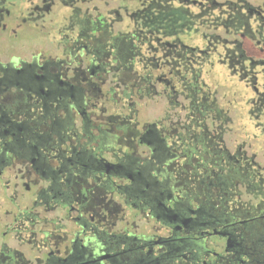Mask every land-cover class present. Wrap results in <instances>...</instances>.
Returning <instances> with one entry per match:
<instances>
[{"label": "flooded vegetation", "instance_id": "1", "mask_svg": "<svg viewBox=\"0 0 264 264\" xmlns=\"http://www.w3.org/2000/svg\"><path fill=\"white\" fill-rule=\"evenodd\" d=\"M135 95L166 111L128 124ZM247 186L264 0H0V254L31 234L37 264H264L262 206H227Z\"/></svg>", "mask_w": 264, "mask_h": 264}, {"label": "rangeland", "instance_id": "2", "mask_svg": "<svg viewBox=\"0 0 264 264\" xmlns=\"http://www.w3.org/2000/svg\"><path fill=\"white\" fill-rule=\"evenodd\" d=\"M136 97L138 96H133L131 99L127 98L125 101V112L128 115L130 123L128 124H133L135 120L137 119H144V120H155L157 118V115H162V110L165 109L166 111V106L162 105H157L156 101L152 100V102L149 101L147 98L148 95H145L144 101L142 103H137L135 105V100ZM199 149H195L196 155L199 154H210V147L205 140L204 142L199 141L198 144H196ZM195 145V146H196ZM194 147V146H193ZM199 153V154H198ZM227 175H229L227 173ZM184 174L181 172V170H175L173 172V178L174 179H179V178H184ZM242 177V176H241ZM234 181L238 180V175L233 176ZM243 178V177H242ZM235 189V188H234ZM263 188H254L252 186H247V188L241 189V196H238V191L235 192L233 195V201L228 202L227 206L229 209L232 211L236 209L241 210H255L258 208V205L262 206V209L264 210V197L262 196L261 201H257V196L258 194L263 191ZM264 192V191H263ZM239 197V198H238ZM79 201L81 203H86L87 199L82 197H79ZM35 215V214H34ZM44 215V213H43ZM42 217L45 218L47 223H49L53 219H60L56 214L53 213H45V215ZM66 222L58 220L57 225L64 226ZM140 225V232H149V228L152 230V227H158L159 223H156L155 221H148V220H142L141 222L138 223ZM71 226V224H68ZM115 230L114 232H118L120 228L117 227V223L115 224ZM51 228V227H50ZM147 228V229H144ZM157 229V228H156ZM49 230V228L45 227V231ZM138 231V230H137ZM138 231V233H140ZM14 234V233H13ZM20 239H17L16 236H9L6 238L4 241L6 242V250L3 251L2 254H0V264H37L36 261L34 260V256L32 255L31 248H34L30 242L33 241L34 244L37 243L38 241L35 239H31V234H22ZM178 264H186L184 262H179Z\"/></svg>", "mask_w": 264, "mask_h": 264}]
</instances>
